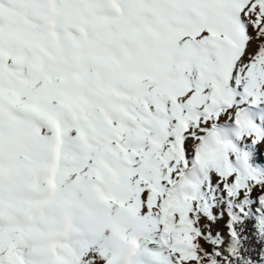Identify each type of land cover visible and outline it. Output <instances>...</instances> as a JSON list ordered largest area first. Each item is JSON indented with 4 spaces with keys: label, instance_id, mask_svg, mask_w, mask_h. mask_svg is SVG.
Segmentation results:
<instances>
[{
    "label": "snow or ice",
    "instance_id": "6c2138e0",
    "mask_svg": "<svg viewBox=\"0 0 264 264\" xmlns=\"http://www.w3.org/2000/svg\"><path fill=\"white\" fill-rule=\"evenodd\" d=\"M0 264H264V0H0Z\"/></svg>",
    "mask_w": 264,
    "mask_h": 264
}]
</instances>
